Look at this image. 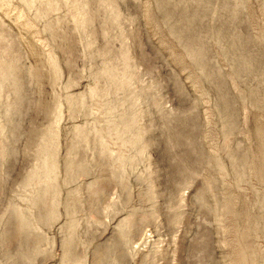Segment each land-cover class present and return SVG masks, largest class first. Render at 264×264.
Masks as SVG:
<instances>
[{"label": "rangeland", "instance_id": "obj_1", "mask_svg": "<svg viewBox=\"0 0 264 264\" xmlns=\"http://www.w3.org/2000/svg\"><path fill=\"white\" fill-rule=\"evenodd\" d=\"M0 264H264V0H0Z\"/></svg>", "mask_w": 264, "mask_h": 264}]
</instances>
